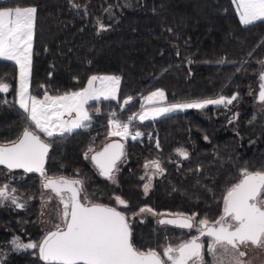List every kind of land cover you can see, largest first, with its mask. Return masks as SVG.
Wrapping results in <instances>:
<instances>
[{
  "label": "trees",
  "instance_id": "16d2710c",
  "mask_svg": "<svg viewBox=\"0 0 264 264\" xmlns=\"http://www.w3.org/2000/svg\"><path fill=\"white\" fill-rule=\"evenodd\" d=\"M128 1L72 0L80 5L73 8L70 0H0V6L37 9L31 92L38 98L45 90L51 95L77 91L93 75L120 77L119 100L91 103L90 126L56 137L45 170L50 176L83 179L89 199L131 218L138 248L159 249L166 241L176 244L188 238V231L159 224L160 217L197 213V219L215 220L222 214L226 188L239 180L240 170H264V103L257 101L259 74L264 71V22L243 25L232 0ZM114 6L121 9L112 10L110 23L106 9ZM18 72L12 61L0 60V80L10 85L6 94L0 93V142L16 139L25 126L16 100ZM157 89L165 91L167 104L219 95L236 94L237 99L227 107L134 120L129 130L142 136L127 139L115 183L107 180L84 153L111 140L113 112L116 119L127 121ZM127 97L133 100L121 110ZM177 149L185 150L188 158L179 156ZM152 160L164 171L151 177L145 193L150 176L144 166ZM41 182V176L0 167V185L16 188L25 203L23 209L0 203L3 264H44L36 250L15 251L10 243L15 236L25 243L39 242L49 230ZM117 195L127 208L116 203ZM140 208L163 215H133Z\"/></svg>",
  "mask_w": 264,
  "mask_h": 264
},
{
  "label": "snow or ice",
  "instance_id": "6c2138e0",
  "mask_svg": "<svg viewBox=\"0 0 264 264\" xmlns=\"http://www.w3.org/2000/svg\"><path fill=\"white\" fill-rule=\"evenodd\" d=\"M232 3L243 25L264 22V0H232ZM72 7L79 8L80 5L72 3ZM36 12L37 9L31 6H0V60L12 61L19 69L17 103L25 114V126L17 138L0 142V165L9 171L22 169L25 173H38L45 190L40 194L42 208L54 199L57 204L52 209L54 230L47 231L39 242L25 243L15 236L10 241L12 249L36 250L34 254H38L44 264H247L243 259L247 255L244 249L249 245L264 247V170H240L239 180L226 188L222 197V214L215 220L210 221L207 216L197 219V213H174L169 214L173 218L160 219L158 223L161 225L189 231L194 229L197 235L176 244L166 241L159 249L138 248L133 242L131 218L116 207L89 199L83 179L48 175L45 162L55 138L71 135L77 129H87L91 116L85 106L89 101L101 98L117 100L120 77L93 75L88 78L87 85L77 91L51 95L45 90L42 98L34 95L30 88ZM260 63L264 66V61ZM259 80L258 100L264 103V71L260 72ZM40 87L45 88V85ZM9 88V83L0 80V93L6 94ZM236 99L237 95L233 94L231 97L219 95L165 104V91L157 89L144 97L146 103L154 106L145 109L141 104V111L128 116L127 121L116 119L117 114L113 112L109 119L112 129L109 135L122 139L131 136L136 140L142 133L129 130L136 119L141 122L155 120L176 111L205 109L209 105L227 107ZM132 100V97L125 98L121 110ZM41 134L49 139H42ZM156 147L159 148L158 141ZM123 148L122 143L108 144L99 152L89 147L84 158L89 159V153L94 152L90 159L99 174L115 183L113 172L124 155ZM177 154L188 158L183 149H177ZM150 166L154 174L164 171L158 160L149 161L144 167L148 169ZM145 175H148L147 171ZM150 180L151 177L144 185L145 193L149 190ZM27 199L33 197L28 196ZM4 201H10L18 209L25 207V203L20 202L17 189L9 184L0 185V203ZM115 201L124 208L128 207L118 195ZM144 212L163 215L151 208H140L133 215ZM206 254L211 257L210 261L205 259ZM4 255L0 252V264H3Z\"/></svg>",
  "mask_w": 264,
  "mask_h": 264
},
{
  "label": "rangeland",
  "instance_id": "374dc122",
  "mask_svg": "<svg viewBox=\"0 0 264 264\" xmlns=\"http://www.w3.org/2000/svg\"><path fill=\"white\" fill-rule=\"evenodd\" d=\"M104 2L105 1H108V0H103ZM130 0L128 1V2H126V4H130ZM107 9H110V11H106V13H107V20H108V22H110V23H112V10L114 11L115 9H116V12L117 11H119L120 9H121V6H119V7H111V8H109V7H107ZM34 28H35V25H34ZM33 42H34V35H33ZM32 62H33V55H32ZM31 71H32V66H31ZM103 76H112V75H103ZM18 77H19V72H18ZM120 87H121V79H120V85H119V90H118V99L117 100H115V101H118L119 100V96H120ZM17 89H18V83H17ZM17 89H16V100H17ZM30 91H31V88H30ZM166 94V93H165ZM103 99L101 98L99 101H95V100H93V101H89V103H88V105H86L85 107L89 110V114H90V116H91V112H90V108H89V106H90V104L91 103H94V102H100V101H102ZM165 104H167V96H166V101L164 102ZM143 104H144V107H145V109H149V108H151V107H153L154 105H152V104H148V103H146L145 102V100L143 99ZM17 105L19 106V104L17 103ZM209 106H214V105H209ZM208 106V107H209ZM194 109V108H193ZM22 110V109H21ZM189 110H192V109H185V110H183V111H176V112H173V113H171V114H175V113H180V112H186V111H189ZM23 111V110H22ZM171 114H168V115H171ZM167 115V116H168ZM163 117H165V116H163ZM66 119H67V117H65ZM159 118H162V117H158V118H156V119H159ZM138 121H140L139 119H137ZM146 121H148V120H145V121H143V122H146ZM141 122V121H140ZM78 130V129H77ZM42 136H43V134H41ZM131 136H129L128 138H130ZM44 138H46V137H44ZM127 138V139H128ZM112 139H122L120 136H112L111 137V140ZM127 139H122L124 142H127ZM91 154L92 153H90L89 154V158H90V156H91ZM154 173V170L151 168V166L148 168V175L150 176V177H154V176H152L151 174H153ZM157 175H159V173H157L155 176H157ZM150 186H151V182H150ZM149 189H150V187H149ZM4 203L5 204H11L10 203V201H4ZM57 204V201L54 199L50 204H48V212H47V215H48V218L50 219L49 221L51 222V224L53 225V222H55V219H54V214L52 213V209L54 208V206ZM15 206V205H14ZM145 217H150V216H155L154 214H152V213H149V212H144V214H143ZM256 251L258 252V254H254V255H252V256H249V257H247V258H243L246 262H247V264H264V247H256ZM253 252H255V251H253Z\"/></svg>",
  "mask_w": 264,
  "mask_h": 264
},
{
  "label": "water",
  "instance_id": "95a60500",
  "mask_svg": "<svg viewBox=\"0 0 264 264\" xmlns=\"http://www.w3.org/2000/svg\"><path fill=\"white\" fill-rule=\"evenodd\" d=\"M259 92V91H258ZM257 101L259 102V100H258V94H257ZM259 103H261V102H259ZM111 143H122L123 145H124V148H123V152H124V155L121 157V159L117 162V164H116V168H117V166L124 160V158H125V156H126V148H127V146H126V143L122 140V139H112V140H110V141H108L106 144H104L100 149H98L97 151H95V152H99V151H102L103 149H104V147L106 146V145H108V144H111ZM50 151H51V148H50ZM50 151H49V154H50ZM92 154H94V152L92 153ZM91 154V155H92ZM49 156V155H48ZM91 157V156H90ZM90 161H91V159H90ZM47 162H48V158H47V160H46V162H45V169H46V166H47ZM91 163L93 164V162L91 161ZM93 166H94V164H93ZM0 167H4V166H2V165H0ZM95 167V166H94ZM95 169L99 172V170L95 167ZM18 171H22V172H24L22 169H14V170H12L11 172H18ZM114 172H115V170H114ZM114 172H113V174H114ZM25 173V172H24ZM27 174H29V175H38V176H40L38 173H27ZM103 177V176H102ZM105 178V177H104ZM118 210V209H117ZM170 219V218H173L171 215H164V216H162V217H160V219ZM159 219V220H160ZM170 226H172V225H170ZM174 227V226H173Z\"/></svg>",
  "mask_w": 264,
  "mask_h": 264
},
{
  "label": "flooded vegetation",
  "instance_id": "af4514ba",
  "mask_svg": "<svg viewBox=\"0 0 264 264\" xmlns=\"http://www.w3.org/2000/svg\"><path fill=\"white\" fill-rule=\"evenodd\" d=\"M119 166V165H118ZM118 166H117V168H116V170H115V172H114V177H115V175H116V172H117V169H118ZM99 173V172H98ZM157 173H153V174H151L152 176H155ZM83 195L84 194H82V197H83ZM50 219H48V220H46L47 222L45 223L46 225H45V228H47V229H49L48 231H52V230H54V228H53V225L51 224V222L49 221ZM180 229V228H179ZM182 231H188L187 233H188V238H190L191 236H194V235H197V233H196V231L193 229L192 231H189V230H187V229H181ZM187 238V239H188ZM203 239H207V238H203ZM245 251H246V253H247V255H246V257L245 258H247V257H249V256H252V255H254V254H258V252L256 251V247H254V246H251V245H249L247 248H245L244 249ZM253 251H255V252H253ZM252 254V255H251ZM205 259L206 260H208V261H210L211 260V257L210 256H207V254H206V256H205Z\"/></svg>",
  "mask_w": 264,
  "mask_h": 264
}]
</instances>
